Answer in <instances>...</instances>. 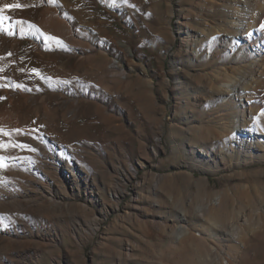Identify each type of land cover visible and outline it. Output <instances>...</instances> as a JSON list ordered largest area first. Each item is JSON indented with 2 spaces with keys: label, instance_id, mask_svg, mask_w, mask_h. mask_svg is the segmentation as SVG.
Segmentation results:
<instances>
[{
  "label": "rangeland",
  "instance_id": "374dc122",
  "mask_svg": "<svg viewBox=\"0 0 264 264\" xmlns=\"http://www.w3.org/2000/svg\"><path fill=\"white\" fill-rule=\"evenodd\" d=\"M246 2L0 0V264H264Z\"/></svg>",
  "mask_w": 264,
  "mask_h": 264
},
{
  "label": "bare ground",
  "instance_id": "6f19581e",
  "mask_svg": "<svg viewBox=\"0 0 264 264\" xmlns=\"http://www.w3.org/2000/svg\"><path fill=\"white\" fill-rule=\"evenodd\" d=\"M259 1V0H258ZM251 2H254V0H247L246 4H244V7L241 9V13L246 17L247 14H249L250 12V9L251 8ZM257 3V2H256ZM56 14V18L58 16V13L57 11H54ZM58 19V18H57ZM52 18H51V21L50 19H47L44 21V25L46 28L48 27H53V22H52ZM58 23H60L61 25H65V22L64 21H58ZM246 23H247V19L245 18L239 25V28H238V32L236 34V37H239V38H242L244 35H245V27H246ZM55 24V23H54ZM56 25V24H55ZM243 83H246V79H242L235 87H234V92H237L241 87H242V84ZM239 127V126H238ZM238 129V128H237ZM227 264H229L227 262Z\"/></svg>",
  "mask_w": 264,
  "mask_h": 264
}]
</instances>
